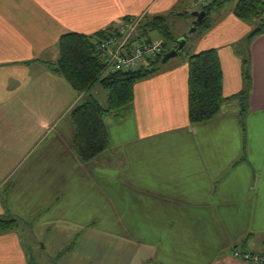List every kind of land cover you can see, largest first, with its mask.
Listing matches in <instances>:
<instances>
[{"label": "crops", "instance_id": "0c3cea01", "mask_svg": "<svg viewBox=\"0 0 264 264\" xmlns=\"http://www.w3.org/2000/svg\"><path fill=\"white\" fill-rule=\"evenodd\" d=\"M191 1L0 0V217L30 220L57 264H254L234 251L264 252V32L248 38L258 26L236 0L208 12L191 49L217 50L226 97L245 87L250 59L245 125L236 100L191 124L188 61L170 59L105 117L110 146L86 163L71 116L84 94L47 64L66 33L111 35ZM0 264H31L20 228L0 234Z\"/></svg>", "mask_w": 264, "mask_h": 264}, {"label": "trees", "instance_id": "16d2710c", "mask_svg": "<svg viewBox=\"0 0 264 264\" xmlns=\"http://www.w3.org/2000/svg\"><path fill=\"white\" fill-rule=\"evenodd\" d=\"M229 1L232 0H214L202 9L209 12L215 5ZM234 13L246 22L252 23L255 20H261L258 26L263 29L258 34L264 32V0H237ZM166 19V17H155L150 21L144 20L141 24L134 40L142 42V37H146L145 40L152 43V38L148 36L149 32L159 30L164 38L163 50L156 59L150 60L148 66L133 71L104 72L105 65L98 53L97 42L101 37L108 35L106 31H101L95 36L76 32L61 36L58 42V58L47 64L53 72L63 76L79 94H84L83 100L71 112L75 127L74 149L84 162L92 161L110 146L105 117L109 113L131 104L134 99L135 83L151 75L152 71L149 68L154 66L156 70V65L163 64L164 54L178 46L177 41L172 47L168 45L167 39L174 40L175 38L168 28ZM199 28L201 31L209 29V19L201 22ZM187 56L191 124L196 125L216 118L221 113L224 102L236 100L240 105L242 125H245L252 87L250 59L244 61L245 87L240 93L226 97L223 93V70L217 50L187 52ZM96 83H100L107 90L105 104L91 93ZM30 223L24 217L9 212L0 217V234L18 230L20 226L31 225Z\"/></svg>", "mask_w": 264, "mask_h": 264}, {"label": "built area", "instance_id": "2783aa9c", "mask_svg": "<svg viewBox=\"0 0 264 264\" xmlns=\"http://www.w3.org/2000/svg\"><path fill=\"white\" fill-rule=\"evenodd\" d=\"M214 0H192L190 8L201 10ZM145 16L123 21L111 35L102 37L97 42V49L105 65L104 72L133 71L148 66L150 60L156 59L163 50L162 42H138L134 36ZM147 64V65H146ZM234 255L255 264H264V252L236 249Z\"/></svg>", "mask_w": 264, "mask_h": 264}, {"label": "rangeland", "instance_id": "374dc122", "mask_svg": "<svg viewBox=\"0 0 264 264\" xmlns=\"http://www.w3.org/2000/svg\"><path fill=\"white\" fill-rule=\"evenodd\" d=\"M237 1V0H236ZM235 0L230 1L229 3L234 5ZM186 12V13H185ZM184 13V14H182ZM167 17V24L169 25L168 28L171 33L174 35V40L172 38H168L167 42L170 47L176 44L175 41H179V39L183 38L185 35L189 34V32L196 26L198 21L197 17L193 15V10L179 9L178 7L175 10L169 11L166 15ZM153 20L152 17L149 15V20ZM144 22V21H143ZM254 26H258L261 23V20H255L252 22ZM159 32V31H158ZM201 32L200 28L197 26V30L193 32V34L188 38V41L185 45V49L180 51V54L171 58L172 61H180V59H187V52L192 53L191 44L194 39L199 35ZM151 37V35H149ZM152 38V37H151ZM146 39V37H145ZM163 64H159L161 66ZM154 68V66L150 67ZM91 93L98 98L103 104L106 103L107 99V90L100 83H96V85L91 90ZM232 105V104H230ZM30 221V220H29ZM20 232L23 235V239L25 240L26 250L29 253L31 264H57L58 258L52 261V257H49L50 248H47L45 251L42 249V246L34 240L33 233L31 228L28 227L26 224L20 226ZM49 247V246H48ZM43 252V253H42ZM255 264V263H254Z\"/></svg>", "mask_w": 264, "mask_h": 264}, {"label": "water", "instance_id": "95a60500", "mask_svg": "<svg viewBox=\"0 0 264 264\" xmlns=\"http://www.w3.org/2000/svg\"><path fill=\"white\" fill-rule=\"evenodd\" d=\"M182 14H184V13H182ZM193 15L196 16L198 19L196 26L189 32V34H187L183 38L179 39L178 46L176 48L171 49L164 54L163 59H162L163 63L169 61L172 57L177 56L180 53V51L185 47V45L188 41V38L193 34V32H195L197 30V26H199L201 22H203L204 20L207 19L208 12L206 10H203V9L195 10L193 12ZM262 29L263 28L261 26L254 28L250 32V34L248 35V38L250 39V38L254 37L258 32L262 31ZM154 69L155 68H151V71H154Z\"/></svg>", "mask_w": 264, "mask_h": 264}, {"label": "bare ground", "instance_id": "6f19581e", "mask_svg": "<svg viewBox=\"0 0 264 264\" xmlns=\"http://www.w3.org/2000/svg\"><path fill=\"white\" fill-rule=\"evenodd\" d=\"M98 50V49H97ZM99 53V52H98ZM99 55H100V53H99ZM101 58V57H100Z\"/></svg>", "mask_w": 264, "mask_h": 264}]
</instances>
